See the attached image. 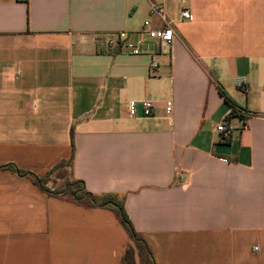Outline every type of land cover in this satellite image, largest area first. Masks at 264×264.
<instances>
[{"label": "crops", "instance_id": "1", "mask_svg": "<svg viewBox=\"0 0 264 264\" xmlns=\"http://www.w3.org/2000/svg\"><path fill=\"white\" fill-rule=\"evenodd\" d=\"M147 21L173 44L109 50ZM72 156L69 181L123 200L155 264H264V0H0V264H140L114 212L1 168Z\"/></svg>", "mask_w": 264, "mask_h": 264}, {"label": "trees", "instance_id": "2", "mask_svg": "<svg viewBox=\"0 0 264 264\" xmlns=\"http://www.w3.org/2000/svg\"><path fill=\"white\" fill-rule=\"evenodd\" d=\"M220 93L224 97L228 105L231 107V116L240 117L241 119H245V120L250 117L249 114L246 113L240 107H238L237 104L233 102V100L224 91L221 90ZM72 162H73V156L67 162H62L57 166H55L44 177H38L29 172L20 170L14 165H6V166H2L1 168L9 169L21 177L30 176L33 179V181L41 188V190L48 195L66 197L69 200L77 204L83 205L85 207L111 210L116 214L121 225L131 236L135 250L138 253L139 263L155 264L151 251L149 250L148 246L145 244L143 238L135 230L125 210V205L123 200L118 199L112 195L95 196L86 190L85 185L82 181H77V180L70 181V183H68L65 186L64 190L61 193L51 192L49 191V189H47L46 185L44 184L45 178L61 167L70 168L72 166ZM133 254H134V249L130 248L125 257L126 264H134L132 263Z\"/></svg>", "mask_w": 264, "mask_h": 264}, {"label": "built area", "instance_id": "3", "mask_svg": "<svg viewBox=\"0 0 264 264\" xmlns=\"http://www.w3.org/2000/svg\"><path fill=\"white\" fill-rule=\"evenodd\" d=\"M153 11L163 18L162 9L154 8ZM181 16L185 20H190L192 18L188 11H183ZM174 39V30L170 24H167L162 29H153L150 22L147 21L138 32H119L115 36L108 38L106 40V45L109 50L112 51L119 50L120 52H127L131 55H140L143 53V47L147 42H157L171 46ZM158 67L159 65L156 62H153L152 69ZM165 110L167 114L171 113V101L166 102ZM127 111L131 118L138 116L151 117L153 114V105L149 101L138 102L133 100L128 103ZM229 116H231V112L229 113ZM243 121L246 120L243 119ZM216 130L222 135V140L226 142L231 139L235 128L228 123L227 119H225L217 125Z\"/></svg>", "mask_w": 264, "mask_h": 264}, {"label": "rangeland", "instance_id": "4", "mask_svg": "<svg viewBox=\"0 0 264 264\" xmlns=\"http://www.w3.org/2000/svg\"><path fill=\"white\" fill-rule=\"evenodd\" d=\"M67 176L66 167H61L48 175V177H46L44 180V184L46 185L47 189H49V191L61 193L65 186L70 183Z\"/></svg>", "mask_w": 264, "mask_h": 264}]
</instances>
